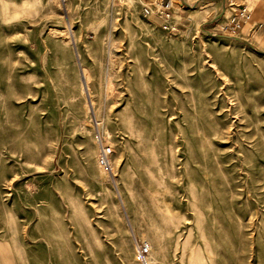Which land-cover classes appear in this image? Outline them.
Masks as SVG:
<instances>
[{
    "label": "rangeland",
    "instance_id": "374dc122",
    "mask_svg": "<svg viewBox=\"0 0 264 264\" xmlns=\"http://www.w3.org/2000/svg\"><path fill=\"white\" fill-rule=\"evenodd\" d=\"M158 1L0 0V264H264V0Z\"/></svg>",
    "mask_w": 264,
    "mask_h": 264
},
{
    "label": "built area",
    "instance_id": "2783aa9c",
    "mask_svg": "<svg viewBox=\"0 0 264 264\" xmlns=\"http://www.w3.org/2000/svg\"><path fill=\"white\" fill-rule=\"evenodd\" d=\"M224 2L228 5H231L232 0H224ZM183 4L181 5V8ZM143 16L145 17H157L160 20V27L164 31L174 32L176 31V25L172 24V16L173 12L170 8V0L165 2L164 0H159L157 5L153 8L152 6H145L142 10ZM239 17H245V8L239 11ZM235 18L232 19L231 23L234 21ZM239 20L235 24V28H239ZM233 28V30L235 29ZM109 150H102V155L105 157L107 156ZM150 254V246L146 242H142L138 245L137 251V260L140 264H147L148 257Z\"/></svg>",
    "mask_w": 264,
    "mask_h": 264
},
{
    "label": "bare ground",
    "instance_id": "6f19581e",
    "mask_svg": "<svg viewBox=\"0 0 264 264\" xmlns=\"http://www.w3.org/2000/svg\"><path fill=\"white\" fill-rule=\"evenodd\" d=\"M183 1V0H182ZM173 3H174V1L172 0V1H170V8H171V6L173 5ZM190 20H195L194 18H191Z\"/></svg>",
    "mask_w": 264,
    "mask_h": 264
},
{
    "label": "crops",
    "instance_id": "0c3cea01",
    "mask_svg": "<svg viewBox=\"0 0 264 264\" xmlns=\"http://www.w3.org/2000/svg\"><path fill=\"white\" fill-rule=\"evenodd\" d=\"M184 6H185V3L183 4V7H182V9H184ZM174 13H173V16H172V21L174 20ZM256 25V24H255Z\"/></svg>",
    "mask_w": 264,
    "mask_h": 264
}]
</instances>
